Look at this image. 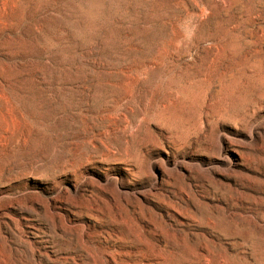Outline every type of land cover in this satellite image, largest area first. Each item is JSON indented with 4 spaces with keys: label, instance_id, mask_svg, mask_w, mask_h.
I'll return each instance as SVG.
<instances>
[{
    "label": "rangeland",
    "instance_id": "rangeland-1",
    "mask_svg": "<svg viewBox=\"0 0 264 264\" xmlns=\"http://www.w3.org/2000/svg\"><path fill=\"white\" fill-rule=\"evenodd\" d=\"M251 70L264 74V0H0V264H264V139L226 142L217 157L221 138L246 142L243 124L231 135L218 120L242 106L231 95L262 83ZM196 73L209 77L198 103L229 99L208 137L214 161L202 142L195 156L166 143L171 157L153 147L139 179L118 164L84 169V130L129 120L120 103L156 108L168 82L185 93ZM184 164L186 177L171 171ZM119 174L126 196L96 188V175ZM177 189H188L181 215L166 204Z\"/></svg>",
    "mask_w": 264,
    "mask_h": 264
},
{
    "label": "bare ground",
    "instance_id": "bare-ground-1",
    "mask_svg": "<svg viewBox=\"0 0 264 264\" xmlns=\"http://www.w3.org/2000/svg\"><path fill=\"white\" fill-rule=\"evenodd\" d=\"M181 44L187 52L191 48V44L188 43L186 39H184ZM136 76L141 79V77L143 78V73ZM208 78L209 77H207L206 74H194L190 78V81L186 82L184 85L185 93L179 92L178 83L168 82V91L165 98L160 100L156 105V108H151L149 107L150 105L147 106L148 104L138 107H130L127 103H120L118 108H120L121 111H131V117L129 120L124 119L120 123L110 120L107 123L106 130L102 132H95L93 127L84 130V169L94 172L97 171L99 175L107 176L108 172L111 171L108 166L118 164L124 166L122 171H124L125 174L131 178L139 179L141 174L133 167H137L139 162L146 159L153 147L159 148L161 153H165L171 157L172 154L166 149V143L168 148L174 152H182L184 149H188L191 151V156H195V154H198V147L202 142L206 147L203 159L208 158V161H214L212 160L213 153L211 147L208 145V137L212 132V122L216 119H220L222 113H227L228 110L225 105L229 103V99L226 96L224 98L221 97L222 100L215 97L207 99V96L205 95L203 98H200L201 103H198L195 99L196 97L193 98L191 95H194L193 90L195 88L204 86L206 84L204 82ZM246 79L253 84L255 81L261 79L262 83L259 85H253L250 96L245 95L242 91H239L237 95H234V99L231 95L230 99L235 103L234 106H238L239 104L242 106L235 110L233 115L228 112V115H231L230 119L227 118L224 119V121L218 120V123L222 122L221 125L225 126L224 132L231 135H234L232 132H239L240 129H238V123L243 124L245 130H247V132L243 134V139L246 140V142L221 138V145L217 152L218 158L222 155L221 153L225 152L227 146L225 147L224 144H226V142L228 144L234 143L238 146L251 149L256 147L258 140L263 141L264 139V118L261 117L260 119H256L257 113L264 111V74L251 70L247 74ZM184 94H187V96ZM247 97H250V99L248 100V104L244 105L242 102H244ZM156 111L161 117L160 119L157 117ZM178 112L185 114L186 120L184 123L178 125L177 122L174 121L171 122L173 124H166L169 119L175 120L173 116ZM205 122L207 125H205ZM152 124L157 127V130H159V132H157L158 135H153L154 141L150 142L148 139H140V132L142 129L147 131ZM116 135H119V137H115ZM137 138L139 140H136ZM128 145L133 147V151L129 157H126L123 150ZM242 154L243 152L239 153V158L243 160L244 158ZM164 163L166 164V162ZM98 164L106 167H98ZM153 165L154 170L159 169L163 171V163L156 162ZM194 168L195 169L193 170L203 172L209 177L214 178L216 175V171L209 172L203 170L202 167L198 165H195ZM171 171L176 175L181 173L186 177V172L191 171V167L184 164L180 169L173 168ZM169 175H171V173H169ZM85 176L84 187L88 183H93L89 182L90 180ZM96 177V188L99 191L106 192L108 189H113L120 193L121 196H126L128 194L127 192H122V190H126L129 186V179L121 174H119L115 180H110L108 177H103L102 180V177L98 175H96ZM102 181L103 184L101 183ZM166 183H168V185L169 183L171 184L170 181H167ZM157 186L158 183L154 185V188H157ZM177 190L179 192L175 190L172 192V195L175 196L176 199L173 200L169 197L166 200V204L171 210L181 215L179 201L181 199L183 200V197L188 196V189H184V191ZM140 194H143L144 196L146 195L145 192H141ZM168 216L172 217L170 214H168Z\"/></svg>",
    "mask_w": 264,
    "mask_h": 264
}]
</instances>
